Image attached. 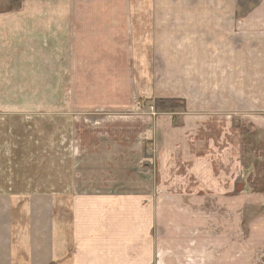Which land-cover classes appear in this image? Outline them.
I'll return each mask as SVG.
<instances>
[{"label": "rangeland", "instance_id": "rangeland-1", "mask_svg": "<svg viewBox=\"0 0 264 264\" xmlns=\"http://www.w3.org/2000/svg\"><path fill=\"white\" fill-rule=\"evenodd\" d=\"M27 1L0 0V28L13 22L12 13L28 10ZM261 1L161 0L152 11L156 34L148 29L149 3H142L141 10L136 0L119 4L137 15V27L131 26L137 35L121 36L110 27L109 34L87 37L88 55L95 59L101 49L112 53L123 38L120 45L130 50L132 65L123 75L96 78L79 91L77 104L50 58L56 52L47 51V59L39 57L35 66L14 68L16 55L24 57L19 64L31 61L0 31V47L8 48H0V128L13 127L12 136L0 132V173L6 172L5 160L14 159V175L29 171L35 185L40 175L46 188L53 187L54 173L59 167L66 170L69 159L74 171L86 174L77 178L78 186L114 172L137 171L142 181L152 174L147 183L170 184L178 194L201 191L199 204H205L194 202L199 206L181 210L172 203L168 217L191 242L168 245V264H264V34L236 28L239 18ZM101 3L94 0L89 8L121 10ZM168 127L177 128L182 135H174L184 134V139L199 129L200 140L191 149H174L182 141L160 132ZM219 131L224 162L213 152ZM151 132L157 134L150 138ZM191 152L204 159H187ZM218 171L227 176L223 185L229 186L231 176L236 179L231 192L218 195L221 202L213 195ZM194 174L203 187L196 185Z\"/></svg>", "mask_w": 264, "mask_h": 264}, {"label": "crops", "instance_id": "crops-1", "mask_svg": "<svg viewBox=\"0 0 264 264\" xmlns=\"http://www.w3.org/2000/svg\"><path fill=\"white\" fill-rule=\"evenodd\" d=\"M96 1L102 2L101 4L112 3L120 9L121 3L135 2ZM136 1L138 9L142 3L150 4L148 29L156 34L157 26L152 11H155L161 0ZM93 2L94 0H28L24 3L28 10L12 13L13 22L0 28V31L12 37L10 44L17 45L14 49L26 51L25 58L31 61L19 64L21 60L18 58L24 57L16 55L12 60L14 68L35 66L39 57L43 61L47 59V51L56 52L50 58L62 70L61 83L69 87V99L76 104L79 91L94 84L99 76L115 77L125 74L133 60L124 43L120 45L121 40L125 41L123 38L117 41L116 50L112 53L101 49L97 58H90L88 53L92 52V45L88 43L87 37L93 34H109L105 30L112 27L111 30L118 31L121 36L130 33L137 35V28H131L132 25L137 27V22L134 21L137 15L133 16L135 13L122 9L123 12L119 9L89 8ZM51 7L54 10H50ZM239 19L237 29L264 34V0ZM6 47L7 44H2L0 48L8 49ZM66 52L69 54H65ZM79 52H84L85 57ZM47 65L49 63L45 67ZM95 68H100L101 71L97 72ZM64 96L67 97V92ZM154 120L158 121L157 118L152 121ZM198 130L189 133L187 139H184V134L180 138L174 135L176 131L182 135L177 128L170 130L168 127L167 132H160L172 135L174 142L182 141L180 146H173L174 149H191L195 146L194 142L198 144L200 140L196 134ZM0 132L6 137L12 136L13 127L4 124ZM218 133L219 137L213 139L212 144L214 143L215 148L213 152L217 150L219 156L222 140L220 131ZM152 134L157 133L151 132L150 138ZM190 138L192 142L189 141ZM192 153L194 152L187 159H204ZM117 159L126 158L119 155ZM7 160L6 172L0 173V264H168V245L174 242L188 245L191 242L186 237V231L174 227L177 221L168 217L167 213L173 211L172 203L175 202L176 207L181 210L205 205L199 204L201 191L192 193L184 189L182 194L174 193L170 184L171 188L167 183L164 188L147 183V180H153L152 174L142 181V174L137 171L108 173L106 178L102 177L96 183L83 180L78 186L77 178L85 177L86 174L73 170L76 166H73L72 159L66 162V170L65 167H59V172L55 170L53 187L46 188L47 184L40 175L36 177L37 185L33 181L34 174L29 171L14 175V159H9L8 164ZM217 160L224 162L221 156ZM1 161L4 165V159ZM11 164L13 166L10 167ZM194 176L198 179L195 174ZM222 176L220 171L214 172L212 180L215 197L222 193L228 194L231 192L232 181L236 183V179L231 176L230 187L223 185L222 181L225 183L227 176ZM199 182L203 187L202 179L199 178L196 185ZM95 185L97 186L94 187ZM218 199L221 202V197ZM183 201L191 203L184 204ZM194 202L199 205H193ZM173 235H176L174 240L170 239ZM180 251L182 252V248ZM215 252L216 247L213 252V258L216 259ZM217 259L220 263V257Z\"/></svg>", "mask_w": 264, "mask_h": 264}, {"label": "trees", "instance_id": "trees-1", "mask_svg": "<svg viewBox=\"0 0 264 264\" xmlns=\"http://www.w3.org/2000/svg\"><path fill=\"white\" fill-rule=\"evenodd\" d=\"M167 102H168L169 105H170V103H173V101H171V100H169ZM161 103H163V102L162 101H158V104H161ZM159 107H163V106H159Z\"/></svg>", "mask_w": 264, "mask_h": 264}]
</instances>
